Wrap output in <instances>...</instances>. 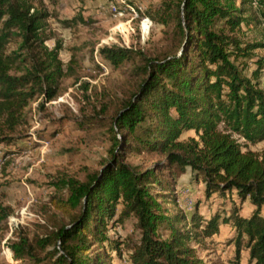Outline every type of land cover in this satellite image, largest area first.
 <instances>
[{"label":"trees","instance_id":"trees-1","mask_svg":"<svg viewBox=\"0 0 264 264\" xmlns=\"http://www.w3.org/2000/svg\"><path fill=\"white\" fill-rule=\"evenodd\" d=\"M162 6L160 23L174 28L166 52L146 56L114 44L99 50L113 68L137 61L138 80L110 117L101 168L84 181L52 182L58 195L49 204L57 215L41 235L9 243L16 261L110 264L109 252L119 257L122 246L127 264H214L197 249L228 225L234 262L244 248L250 264H264V158L250 150L264 142V57L255 53L264 49V34L249 42L241 30L264 26V0H176L172 12L171 4ZM49 18L42 0H0V145L20 137L31 103L41 110L61 95V80L72 71L59 58L61 42L47 46L54 39ZM78 23L81 16L60 20L63 28ZM184 132L193 136L181 140ZM140 156L158 160L127 162ZM186 171L190 183L202 185L204 200L230 195L238 208L248 201L249 214L235 204L226 216L214 211L207 219L197 202L179 210L173 189ZM10 213L0 206V231ZM129 217L137 239L109 238L108 224Z\"/></svg>","mask_w":264,"mask_h":264},{"label":"rangeland","instance_id":"rangeland-1","mask_svg":"<svg viewBox=\"0 0 264 264\" xmlns=\"http://www.w3.org/2000/svg\"><path fill=\"white\" fill-rule=\"evenodd\" d=\"M34 1L38 4V0ZM175 1L128 0L137 10L138 19L126 24L128 16L119 20L109 15L110 0H42L50 13L49 30L54 35L47 46L52 49L55 40H59L62 44L59 58L64 69L71 66L72 71L61 80V95L41 110L37 109V101L31 103L26 110L28 125L22 127L20 137L11 145H0V206L11 210L4 230L0 231V264H32L16 261L9 243L20 234L30 240L41 235L42 226L49 224L52 215H57L49 204L50 198L58 195L52 186L55 179L67 176L84 181L88 173L101 168L107 157L110 117L133 91L138 80L135 74L138 63H123L113 68L100 56L99 50L114 44L139 50L146 56L166 52L173 40L174 28L172 21L160 23L165 16L161 12L162 4H171L172 12ZM75 16H81L84 23L70 28L61 26L60 20ZM141 19L149 22L146 32V23H142L143 33L139 29ZM263 27H242V39L258 42L264 34ZM255 53L264 57V49ZM191 136L192 132H184L180 139ZM250 150L264 158V142L251 146ZM157 160L156 156H140L127 162L146 166ZM173 192L179 210L187 213L197 202L198 214L204 219L214 211L226 216L231 204L238 208L230 195L223 198L213 195L204 200L202 185L190 183L188 171L179 177ZM166 207L172 209L173 206L167 204ZM238 209L240 215L247 216L251 206L245 201ZM13 219L17 224L9 223ZM107 235L119 242H134L137 231L133 219L129 217L112 227L109 223ZM232 236L228 225L220 226L217 234L197 249L198 256L214 264H250L244 248L237 263L234 262ZM120 250L119 257L109 252L110 264H127L126 250L122 246ZM41 264L51 263L43 261Z\"/></svg>","mask_w":264,"mask_h":264},{"label":"built area","instance_id":"built-area-1","mask_svg":"<svg viewBox=\"0 0 264 264\" xmlns=\"http://www.w3.org/2000/svg\"><path fill=\"white\" fill-rule=\"evenodd\" d=\"M108 11H109V15L115 19L122 20L125 18V16H128V19H126L125 21L126 24L138 19L137 10L131 4H129L128 0H110ZM143 22L146 23L145 24V32H146V30L148 29V25H149V22L147 21V19H141L139 21V29L142 32L141 25ZM22 218L23 216H21V219H20L21 221L23 220ZM17 222L18 221L16 219H13V220H10L9 223L17 224ZM7 252L11 254L9 250H7Z\"/></svg>","mask_w":264,"mask_h":264},{"label":"crops","instance_id":"crops-1","mask_svg":"<svg viewBox=\"0 0 264 264\" xmlns=\"http://www.w3.org/2000/svg\"><path fill=\"white\" fill-rule=\"evenodd\" d=\"M259 86L264 90V73H263L262 77L259 80Z\"/></svg>","mask_w":264,"mask_h":264}]
</instances>
